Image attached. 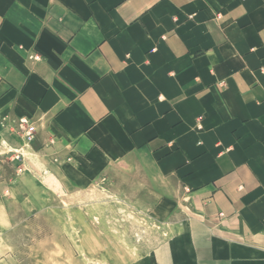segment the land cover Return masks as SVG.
Listing matches in <instances>:
<instances>
[{
  "label": "crops",
  "instance_id": "crops-1",
  "mask_svg": "<svg viewBox=\"0 0 264 264\" xmlns=\"http://www.w3.org/2000/svg\"><path fill=\"white\" fill-rule=\"evenodd\" d=\"M98 186L144 264H264V0H0V238Z\"/></svg>",
  "mask_w": 264,
  "mask_h": 264
},
{
  "label": "rangeland",
  "instance_id": "rangeland-1",
  "mask_svg": "<svg viewBox=\"0 0 264 264\" xmlns=\"http://www.w3.org/2000/svg\"><path fill=\"white\" fill-rule=\"evenodd\" d=\"M46 204L17 215V225L0 238V264H144L156 247L157 228L147 214L99 186Z\"/></svg>",
  "mask_w": 264,
  "mask_h": 264
},
{
  "label": "built area",
  "instance_id": "built-area-1",
  "mask_svg": "<svg viewBox=\"0 0 264 264\" xmlns=\"http://www.w3.org/2000/svg\"><path fill=\"white\" fill-rule=\"evenodd\" d=\"M25 133H27L28 140H32L34 138V135H33V133L30 130H26ZM13 152H15V151H13ZM221 215H223V214L221 213Z\"/></svg>",
  "mask_w": 264,
  "mask_h": 264
}]
</instances>
